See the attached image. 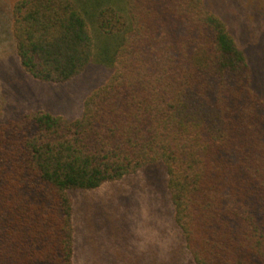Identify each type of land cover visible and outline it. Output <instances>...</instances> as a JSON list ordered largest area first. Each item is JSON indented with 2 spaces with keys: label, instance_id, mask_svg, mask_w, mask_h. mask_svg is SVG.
I'll return each instance as SVG.
<instances>
[{
  "label": "trees",
  "instance_id": "16d2710c",
  "mask_svg": "<svg viewBox=\"0 0 264 264\" xmlns=\"http://www.w3.org/2000/svg\"><path fill=\"white\" fill-rule=\"evenodd\" d=\"M88 1L118 45L81 114L0 122V264H73L69 190L159 163L193 264H264V96L224 22L203 0H125L126 16ZM81 5L10 4L30 76L65 82L92 62Z\"/></svg>",
  "mask_w": 264,
  "mask_h": 264
},
{
  "label": "rangeland",
  "instance_id": "374dc122",
  "mask_svg": "<svg viewBox=\"0 0 264 264\" xmlns=\"http://www.w3.org/2000/svg\"><path fill=\"white\" fill-rule=\"evenodd\" d=\"M14 0H0V122L31 110L66 118L81 114L85 96L101 84L118 34L99 30V1L78 0L93 40L92 62L65 82L30 76L15 54L9 32ZM126 16L125 0H103ZM224 22L251 70V88L264 96V0H203ZM86 6H85V5ZM102 6V5H101ZM159 163L94 189H70L73 264H193Z\"/></svg>",
  "mask_w": 264,
  "mask_h": 264
}]
</instances>
